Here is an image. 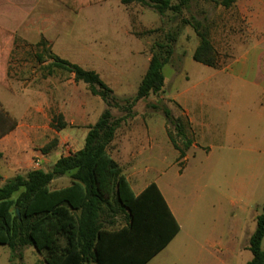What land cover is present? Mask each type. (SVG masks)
<instances>
[{
    "label": "trees",
    "instance_id": "16d2710c",
    "mask_svg": "<svg viewBox=\"0 0 264 264\" xmlns=\"http://www.w3.org/2000/svg\"><path fill=\"white\" fill-rule=\"evenodd\" d=\"M58 1L78 13L106 0ZM120 1L126 6L138 4L151 9L161 17L169 12L179 16L189 13L190 18L182 19L181 24L192 27L199 39L193 60L210 68L220 66V57L211 39L209 19L192 15L194 5L200 0H176L175 3L172 0ZM209 1L226 9L235 3V0ZM159 31L153 29L144 34ZM179 34L180 29H177L155 42L136 95L124 101L96 71L53 54L44 40L36 46L46 48L51 59L46 65L42 63L43 75L52 76L60 71L68 74L71 82L86 84L89 92L101 98L107 108L89 127L83 148L68 151L56 159L50 171L32 170L7 180L0 187V246L10 248L12 259H23L22 250L33 247L44 257L46 264H147L179 234L180 225L158 185L152 183L142 193L135 194L122 167L109 152L118 129L135 118V105L151 95L164 92V68L175 55ZM3 38L11 39L12 34L0 28V41ZM3 64L2 59L0 67ZM0 83L8 86L3 67L0 68ZM122 102L125 105H121ZM112 109L126 114L114 118ZM163 113L168 137L179 152V165L183 166L182 160L194 144L191 123L184 114L174 117L168 108H164ZM16 124L0 104V138L12 131ZM67 125L62 114L51 121V127L55 129L63 130ZM42 153L48 154L45 148ZM2 158L0 151V161ZM65 176L71 179L70 185L51 188L54 180ZM118 217L123 218L124 226L110 229ZM256 222V230L248 242L252 259L247 264H264V206Z\"/></svg>",
    "mask_w": 264,
    "mask_h": 264
},
{
    "label": "rangeland",
    "instance_id": "374dc122",
    "mask_svg": "<svg viewBox=\"0 0 264 264\" xmlns=\"http://www.w3.org/2000/svg\"><path fill=\"white\" fill-rule=\"evenodd\" d=\"M110 2L119 1L106 0L103 4L88 8L86 11L100 8L102 5L104 8ZM172 2L175 3L176 0ZM86 11L78 16L74 14L77 23L72 32L68 31L64 34V40L57 46L56 52L73 64L99 73L122 101L136 95L137 88L147 71L155 42L162 40L166 33L180 29L175 55L164 68V92L139 101L133 110L136 113L137 126L161 127L165 122L167 124L164 108L170 109L174 117L183 116L176 102L169 99L174 80L189 77L197 80L204 76V69H208L193 60L199 39L192 27L181 24L182 19L190 18V14L184 12L179 16L169 12L165 17H161L153 10L138 4L109 5L100 11L101 14H106L100 17L88 15L91 12L86 14ZM251 12L256 10L244 5L243 0H235L234 5L229 9L209 0H200L194 5L192 15L198 19H209L212 26L211 39L224 65L231 62L242 44L247 46L249 34H253L252 22L249 21ZM153 29L160 31L144 34ZM94 41L96 44L99 42L101 47L95 46ZM110 46L115 47L116 52L107 53L106 47ZM122 47H126L127 50L124 51ZM60 49L64 55H61L63 53H60ZM16 57L17 60L12 62V65L8 64L10 76L9 79L7 77L8 86L0 85V94L6 97V99L3 97L0 104L3 109L5 106L9 108L22 123L31 124L32 121H36L40 124L38 133L18 135L14 142L22 141L30 144V148L36 150L31 157V165L50 171L52 162L54 163L56 159L66 155L68 151H77L84 147L88 128L97 122L107 106L101 98L89 92L86 84L70 82L66 73L44 78L41 68L51 61L46 48L22 46L21 51L16 52ZM4 72L7 76L6 68ZM121 105L125 103L122 102ZM111 112L114 118L126 114L118 109H112ZM58 113L64 114L68 123L67 128L63 130L52 128L50 125ZM43 148L48 154L42 153ZM26 157V152L19 155L16 165L18 170L24 173L31 168L26 163ZM43 160L47 161L44 166ZM5 164L1 166L3 172H6L7 164ZM220 169L221 176H232L236 170L242 171V167L239 166H222ZM175 171L170 169V175L175 174ZM16 174L15 169H12L7 176L12 178ZM204 178L202 185L205 190L200 192L204 196L196 197V192L190 188L189 183H182L178 187L175 199L185 212V220H188V224L181 218L184 234L168 264H220L216 259V257H224L220 248L208 251L207 248L202 249L201 244H204V238L206 239L213 232L221 233L231 228L241 246L238 258H234V262L246 264L252 259V253L244 249V246H247L249 236L256 230V217L264 206V188L257 190L253 198L241 199L237 208L227 210L229 208L227 199L217 197L215 193L217 189L224 190L223 181L221 180L219 188H214L212 181H208L207 174ZM4 183L5 181L0 180V187ZM70 183L71 179L65 176L54 180L51 188H63ZM192 217H197V223L192 222ZM116 221L117 223L109 227L110 229L124 226L123 218L118 217ZM194 225L199 230L197 238H201L200 243L193 241L191 237H184L185 233L192 236L191 227ZM22 254L23 259L17 257L12 259L10 248L0 246V264H46L44 257L33 247H25Z\"/></svg>",
    "mask_w": 264,
    "mask_h": 264
},
{
    "label": "crops",
    "instance_id": "0c3cea01",
    "mask_svg": "<svg viewBox=\"0 0 264 264\" xmlns=\"http://www.w3.org/2000/svg\"><path fill=\"white\" fill-rule=\"evenodd\" d=\"M118 1L110 2L104 8L102 5L86 11L104 1L75 13L58 0H0V28L12 34L11 39L3 38L0 41V45L3 44L0 60H4L1 67L6 68L8 79V64L10 66L17 60L16 52L21 51L22 46L36 47L44 40L47 47H51L52 53L59 56L57 46L63 42L64 34L72 32L77 23L74 14L78 16L86 11V14L91 12L88 15L95 17L105 16L100 11L109 5L122 4ZM243 4L256 10L249 14L254 35L249 34L247 46L242 44L228 64L224 65L220 61L218 68L205 66L208 69H204V76L197 80L191 77L176 78L170 90L169 99L182 108L194 134V144L182 160L183 166L179 165V152L168 137L166 122L161 127H151L137 126L136 118L132 122L129 120L118 129L109 148L134 193L138 195L150 184H157L180 225L179 234L147 264H168L181 242L184 234L181 218L185 220V212L175 199L180 184L189 183L190 188L196 192L195 196L201 197L204 194L200 192L205 190L202 185L204 175H208V181H212L214 188H219L222 180L224 190L217 189L215 193L217 197L227 199V210L237 208L241 199L253 198L257 190L264 188V0H243ZM93 44L101 47L99 42L96 44L94 41ZM106 48L107 53L116 52L115 47ZM122 48L127 50L126 47ZM60 53L64 55L61 49ZM59 73L63 72H56L52 76L42 75L49 78ZM3 97L0 94V102ZM4 111L17 123L12 131L0 138V151L3 154L0 175L6 182L11 179L7 175L12 169L17 173L15 176L40 169L31 165V157L36 150L31 149L28 143L14 140L21 134L38 133L41 126L36 121L31 124L22 123L6 106ZM82 112H85L84 109ZM59 114L62 113L56 116ZM23 152H26V163L31 167L26 173L19 171L16 166L17 158ZM5 163L7 168L3 172L1 166ZM42 163L44 166L47 161L43 160ZM222 166H239L242 171L236 170L232 176H221L219 173ZM170 169L176 170L172 176ZM185 222L188 224V220ZM192 222L197 223V217H192ZM191 229L192 236L185 233L184 237L199 242V230L195 225ZM217 247L224 254L222 258L216 257L220 264H235L234 258H238L241 246L232 228L221 233L213 232L201 244V248H207L208 251ZM244 249L248 250V244Z\"/></svg>",
    "mask_w": 264,
    "mask_h": 264
},
{
    "label": "water",
    "instance_id": "95a60500",
    "mask_svg": "<svg viewBox=\"0 0 264 264\" xmlns=\"http://www.w3.org/2000/svg\"><path fill=\"white\" fill-rule=\"evenodd\" d=\"M17 213L19 214V211H17Z\"/></svg>",
    "mask_w": 264,
    "mask_h": 264
}]
</instances>
